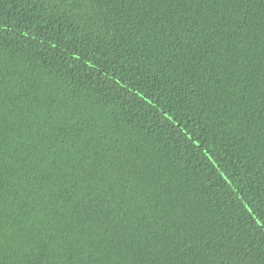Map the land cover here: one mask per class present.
<instances>
[{"label":"trees","instance_id":"16d2710c","mask_svg":"<svg viewBox=\"0 0 264 264\" xmlns=\"http://www.w3.org/2000/svg\"><path fill=\"white\" fill-rule=\"evenodd\" d=\"M246 206L264 0H0V264H264Z\"/></svg>","mask_w":264,"mask_h":264},{"label":"snow or ice","instance_id":"6c2138e0","mask_svg":"<svg viewBox=\"0 0 264 264\" xmlns=\"http://www.w3.org/2000/svg\"><path fill=\"white\" fill-rule=\"evenodd\" d=\"M53 47H55V45H53ZM77 58H78V57H77ZM246 211H247L248 213L252 214L253 219L256 220V223H257V224H261V220H260V219H257V216H258V215H260V216H264V209H262L259 213H257V212H255V211L253 210L252 207H250V206H246Z\"/></svg>","mask_w":264,"mask_h":264}]
</instances>
